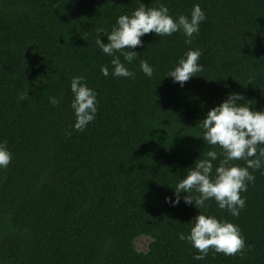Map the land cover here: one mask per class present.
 <instances>
[{"label":"trees","instance_id":"trees-1","mask_svg":"<svg viewBox=\"0 0 264 264\" xmlns=\"http://www.w3.org/2000/svg\"><path fill=\"white\" fill-rule=\"evenodd\" d=\"M140 3L164 4L173 18L199 4L206 19L191 44L182 33L142 36L125 65L135 78H113L96 33ZM190 48L200 49L203 70L180 87L165 75ZM140 60L153 67L151 78ZM76 75L98 101L83 131L72 128L69 106ZM231 92L264 109V0H0V142L12 153L0 169V264H264L258 170L249 169L255 180L240 193L237 217L213 201L200 210L239 227L245 248L235 255L210 249L193 261L178 234L198 211L170 202L209 150L198 122ZM61 95L53 107L49 97ZM139 237L149 239L145 252L135 247Z\"/></svg>","mask_w":264,"mask_h":264},{"label":"clouds","instance_id":"clouds-1","mask_svg":"<svg viewBox=\"0 0 264 264\" xmlns=\"http://www.w3.org/2000/svg\"><path fill=\"white\" fill-rule=\"evenodd\" d=\"M205 19V13L199 4L192 6L189 15L181 14L173 18L164 4L146 8L140 3L130 15H119L109 32L98 30L95 43L102 53L111 57L113 78L134 79L135 73L125 65L137 59V52L129 49L142 47V36L152 33L163 37L182 33L184 43L191 44L194 34H199L200 24ZM98 33L106 36L107 43L101 42ZM200 56L199 48H190L165 77H170L173 83L183 87L185 82L203 70L198 63ZM139 69L146 77L153 76V67L146 60L139 61ZM100 72L107 77L108 66H101ZM69 90L72 94L69 106L74 115L72 128L83 131L95 120L97 94L80 75L70 79ZM61 100L62 95L49 97V103L53 107L59 106ZM252 104V101H245L239 93H228L219 104L209 108L197 124L200 129L198 137L210 146L209 150L204 153L203 158L195 160L187 174L179 179L170 201L175 206L182 199L185 205H192L198 211L187 222L190 224L188 233L178 234L179 240L187 242L195 250L192 254L193 261H203L210 249L214 253L235 255L245 248L244 238L237 225L227 220H218L200 210L207 208V201H213L218 209L237 217L245 206L240 193L246 191L248 184L255 180L249 169L258 170L264 175V109L257 111ZM217 148L219 152L215 150ZM218 157L219 162L214 167L213 162ZM11 159L12 153L0 142V169L6 168ZM240 160L244 161V166L234 163ZM193 192L197 195H193ZM181 193L186 195L181 197ZM165 200L168 202L169 198L165 197Z\"/></svg>","mask_w":264,"mask_h":264},{"label":"rangeland","instance_id":"rangeland-1","mask_svg":"<svg viewBox=\"0 0 264 264\" xmlns=\"http://www.w3.org/2000/svg\"><path fill=\"white\" fill-rule=\"evenodd\" d=\"M149 244V239L146 237H139L135 240V247L139 252H145Z\"/></svg>","mask_w":264,"mask_h":264}]
</instances>
